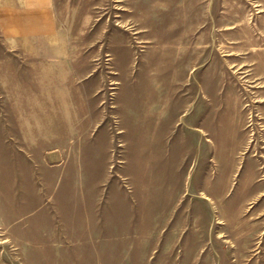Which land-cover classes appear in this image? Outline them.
<instances>
[{
    "label": "rangeland",
    "instance_id": "1",
    "mask_svg": "<svg viewBox=\"0 0 264 264\" xmlns=\"http://www.w3.org/2000/svg\"><path fill=\"white\" fill-rule=\"evenodd\" d=\"M0 264H264V0H0Z\"/></svg>",
    "mask_w": 264,
    "mask_h": 264
}]
</instances>
